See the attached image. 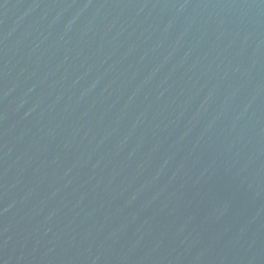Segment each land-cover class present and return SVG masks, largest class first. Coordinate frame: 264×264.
Returning a JSON list of instances; mask_svg holds the SVG:
<instances>
[{
    "label": "water",
    "instance_id": "obj_1",
    "mask_svg": "<svg viewBox=\"0 0 264 264\" xmlns=\"http://www.w3.org/2000/svg\"><path fill=\"white\" fill-rule=\"evenodd\" d=\"M0 264H264V0H0Z\"/></svg>",
    "mask_w": 264,
    "mask_h": 264
}]
</instances>
